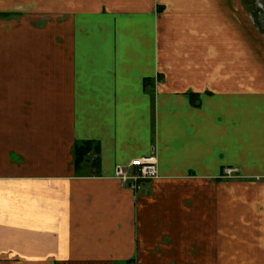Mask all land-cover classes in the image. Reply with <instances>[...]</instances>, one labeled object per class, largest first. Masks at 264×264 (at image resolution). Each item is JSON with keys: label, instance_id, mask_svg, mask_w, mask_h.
I'll return each instance as SVG.
<instances>
[{"label": "crops", "instance_id": "crops-1", "mask_svg": "<svg viewBox=\"0 0 264 264\" xmlns=\"http://www.w3.org/2000/svg\"><path fill=\"white\" fill-rule=\"evenodd\" d=\"M152 155L157 178L117 176ZM0 264H264L245 0H0Z\"/></svg>", "mask_w": 264, "mask_h": 264}, {"label": "built area", "instance_id": "built-area-1", "mask_svg": "<svg viewBox=\"0 0 264 264\" xmlns=\"http://www.w3.org/2000/svg\"><path fill=\"white\" fill-rule=\"evenodd\" d=\"M116 174L123 180L125 185L136 189L140 181L157 178L158 170L156 158L152 155L135 159L128 167L118 166Z\"/></svg>", "mask_w": 264, "mask_h": 264}, {"label": "trees", "instance_id": "trees-1", "mask_svg": "<svg viewBox=\"0 0 264 264\" xmlns=\"http://www.w3.org/2000/svg\"><path fill=\"white\" fill-rule=\"evenodd\" d=\"M151 82L149 80H146L145 86L147 87V89L153 91V87H151L152 84ZM197 98H198L197 96L194 97L191 96L193 105H197L196 103ZM99 152H100L99 145L92 141L77 142L74 147V166L77 173L81 170V168L88 161V159L93 155L95 157V160L92 165H94L95 168H97L99 161Z\"/></svg>", "mask_w": 264, "mask_h": 264}, {"label": "rangeland", "instance_id": "rangeland-1", "mask_svg": "<svg viewBox=\"0 0 264 264\" xmlns=\"http://www.w3.org/2000/svg\"><path fill=\"white\" fill-rule=\"evenodd\" d=\"M247 2L249 14L257 21V24L263 28L264 33V0H245ZM260 7H259V6Z\"/></svg>", "mask_w": 264, "mask_h": 264}, {"label": "bare ground", "instance_id": "bare-ground-1", "mask_svg": "<svg viewBox=\"0 0 264 264\" xmlns=\"http://www.w3.org/2000/svg\"><path fill=\"white\" fill-rule=\"evenodd\" d=\"M259 6V5H258ZM260 7V6H259Z\"/></svg>", "mask_w": 264, "mask_h": 264}]
</instances>
